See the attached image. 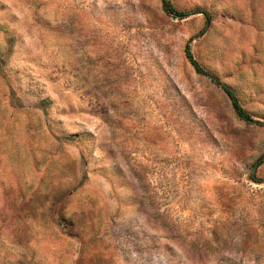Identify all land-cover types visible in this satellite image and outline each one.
<instances>
[{"label":"rangeland","instance_id":"rangeland-1","mask_svg":"<svg viewBox=\"0 0 264 264\" xmlns=\"http://www.w3.org/2000/svg\"><path fill=\"white\" fill-rule=\"evenodd\" d=\"M163 1L0 0V264H264V0Z\"/></svg>","mask_w":264,"mask_h":264},{"label":"trees","instance_id":"trees-1","mask_svg":"<svg viewBox=\"0 0 264 264\" xmlns=\"http://www.w3.org/2000/svg\"><path fill=\"white\" fill-rule=\"evenodd\" d=\"M163 8L169 16L174 17V18L179 19V20H184L190 16L200 14V13L204 14L208 20L211 19V15L207 11H202V10L180 11L173 5L172 2H170L168 0L163 1ZM186 54H187L188 59L193 64V66H194V68L198 74L210 78L215 84H217L223 88L224 92L226 93V95L228 96V98L231 101V104H232V107L235 111V114L237 115V117L240 120H243L244 122H246L248 124H263L262 121L255 119L253 117V115L250 114L243 107V105L241 104L240 99L237 95V92L233 88L222 83L217 77H215L214 75H211L210 73H208V71H206L202 67V65L196 60V58L192 54L190 46H188L186 48Z\"/></svg>","mask_w":264,"mask_h":264}]
</instances>
